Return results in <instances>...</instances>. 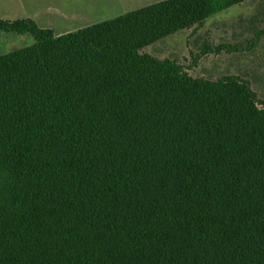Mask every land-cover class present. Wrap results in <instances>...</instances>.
Wrapping results in <instances>:
<instances>
[{
	"label": "trees",
	"instance_id": "1",
	"mask_svg": "<svg viewBox=\"0 0 264 264\" xmlns=\"http://www.w3.org/2000/svg\"><path fill=\"white\" fill-rule=\"evenodd\" d=\"M247 0H163L0 55V264H264V100L141 50ZM204 44L201 54L250 50Z\"/></svg>",
	"mask_w": 264,
	"mask_h": 264
},
{
	"label": "rangeland",
	"instance_id": "2",
	"mask_svg": "<svg viewBox=\"0 0 264 264\" xmlns=\"http://www.w3.org/2000/svg\"><path fill=\"white\" fill-rule=\"evenodd\" d=\"M11 3V7L17 5ZM147 3L138 0L137 3L124 4L116 11H105L104 15L111 19L128 12L127 9H135ZM2 5L0 0V8ZM17 13L0 9V18L12 20L9 17ZM101 13L103 12L99 14ZM263 30L264 0H247L206 19L199 26L178 31L158 40L141 52L159 59L173 60L194 77L217 80L226 75H235L245 78L250 81L252 89L260 99L264 100V36L258 39L250 50L201 54L204 44L212 48L218 45L244 47L247 42L255 39V33ZM33 43L34 40L28 33L19 35L0 30V55L28 47Z\"/></svg>",
	"mask_w": 264,
	"mask_h": 264
},
{
	"label": "crops",
	"instance_id": "3",
	"mask_svg": "<svg viewBox=\"0 0 264 264\" xmlns=\"http://www.w3.org/2000/svg\"><path fill=\"white\" fill-rule=\"evenodd\" d=\"M144 1L148 3L135 9H127L128 12L163 0ZM11 2L17 5L11 7ZM137 2L138 0H2L0 9L18 12L9 17L12 20L32 19L38 27L50 29L54 35L59 36L108 20L110 17H105V11H116L124 4ZM100 12L103 13L99 14Z\"/></svg>",
	"mask_w": 264,
	"mask_h": 264
}]
</instances>
